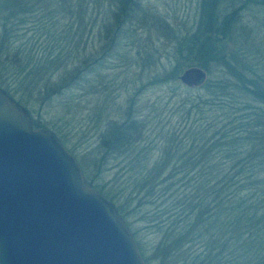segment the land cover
Wrapping results in <instances>:
<instances>
[{"label": "trees", "instance_id": "16d2710c", "mask_svg": "<svg viewBox=\"0 0 264 264\" xmlns=\"http://www.w3.org/2000/svg\"><path fill=\"white\" fill-rule=\"evenodd\" d=\"M99 2L0 0V83L5 76L35 80L31 92H43V99L80 85L96 64L80 50L81 13L93 11ZM209 7V0L201 1L198 29L188 40L177 38L174 57L188 60L192 55V65L216 77L198 94L185 88L182 98L168 108L169 117L176 114L177 125L168 121L160 128L161 147L148 137L149 118L130 104L122 119L107 124L96 146L95 171L102 172V166L115 169L111 179L91 184L90 178L88 183L115 202L124 220L135 217L127 220L129 224L141 222L138 230L155 233L159 252L154 257L162 262L169 256L175 264H264V112L242 98L264 104V76L258 66L262 56H249L243 41L231 49L220 45L217 35L234 33L239 8L214 29L218 16L209 14ZM61 11L68 19L65 44L58 40ZM112 20L121 37L124 19L114 14ZM30 22L33 33L46 43L34 46L36 39L29 37L24 57L17 42L32 29ZM74 25L78 27L72 31ZM165 73L151 81L174 80L177 72L164 77ZM54 77V86L46 84ZM152 148L157 149L153 159ZM108 182L115 184V192L106 190ZM144 262L149 264L145 258Z\"/></svg>", "mask_w": 264, "mask_h": 264}, {"label": "rangeland", "instance_id": "374dc122", "mask_svg": "<svg viewBox=\"0 0 264 264\" xmlns=\"http://www.w3.org/2000/svg\"><path fill=\"white\" fill-rule=\"evenodd\" d=\"M99 1L93 11L89 8L86 13H81L83 25L79 26L80 50H83L82 54L86 60L96 61V64L92 66L94 72L84 76L80 85L43 99V92L37 90L31 92L35 80L33 83H29V80L21 82L18 78L12 79L1 74L5 77L2 80L3 84L0 83L2 85L0 87L5 91H14L8 93L29 111L33 125H38L35 127L49 129L57 135L77 161L86 180L92 179L91 184L109 181L115 170L102 166V172L95 171L99 156V149L96 146L111 120L122 119V114L126 109L129 110L130 104L133 103V111L149 118L147 132L152 144L161 147L160 128L165 129L169 125L168 121L170 125H177L176 114L169 117L168 108L173 102L182 98L185 88L191 95L198 94L203 92L202 86L207 81L216 77L214 72L206 73L205 81L194 87H187L177 79L184 68L193 64L189 59L192 55L186 58L188 60L174 57L175 45L178 46L177 38L186 36L188 38L184 40H188L197 31L202 0H127L125 7L123 2L126 0L121 4L119 0ZM229 1L216 0L213 10L210 2L209 14L218 16L214 29L222 27L221 18H225V15L232 11V7L228 6ZM245 2L247 4L240 6L238 15H235L237 22L234 33L231 32L228 36L217 35V38L219 44L228 49H231L235 43L243 41L249 56H262L258 66L264 76V0ZM31 4L37 6V2ZM35 12L36 9L28 14ZM88 13L95 19L92 21L87 19L92 18L86 15ZM114 14L119 20L125 21L121 37L117 35L118 27L115 20H112ZM58 16H60L57 27L60 32L58 40L59 43L65 44L69 39L65 31V23L68 19L63 11ZM31 24L30 22L28 28L33 27ZM77 27L71 26V30ZM29 37L32 41L36 39L34 46L46 43V41L43 43L42 37L33 33V28L30 29L19 43L17 42L23 46L21 54L24 57H26L23 53L26 52ZM16 48L19 49L18 46ZM175 71L177 73L174 80L151 81L157 75L161 76L166 72L164 77L171 76ZM45 79L38 82V86L45 83ZM50 81L54 82L46 84L54 86L55 77ZM174 85H178L179 88H174ZM7 87L9 90H6ZM242 98L258 109L259 113L264 112L263 103L259 101L253 103L249 96ZM149 154L150 158L151 156L152 159L155 158L157 149L152 148ZM115 187L114 183L108 182L106 190L115 192ZM110 201L116 207L115 202ZM120 215L122 217V214ZM133 218L135 219L129 217L127 220L131 221ZM127 220L124 221L133 235L136 246L138 248L137 241H139L141 250L144 251V258L149 264H175L169 256L163 262L159 257L158 259L154 257L159 252L154 247L157 238L155 233L151 230L140 231L138 229L139 225H142L141 222L135 221L129 224ZM152 245L154 248L151 247ZM138 251L144 262L139 248Z\"/></svg>", "mask_w": 264, "mask_h": 264}, {"label": "water", "instance_id": "95a60500", "mask_svg": "<svg viewBox=\"0 0 264 264\" xmlns=\"http://www.w3.org/2000/svg\"><path fill=\"white\" fill-rule=\"evenodd\" d=\"M177 79L199 86L206 71L188 66ZM0 264H144L115 205L1 87Z\"/></svg>", "mask_w": 264, "mask_h": 264}, {"label": "flooded vegetation", "instance_id": "af4514ba", "mask_svg": "<svg viewBox=\"0 0 264 264\" xmlns=\"http://www.w3.org/2000/svg\"><path fill=\"white\" fill-rule=\"evenodd\" d=\"M210 2H211V6H212V10H213V8L215 7V1L216 0H209ZM246 0H230L229 2H228V6L229 7H232V11L233 10H236V9H238V8H240V6H243V5H246L247 4V2H245ZM250 2V1H249ZM248 2V3H249ZM234 7V8H233ZM237 15H238V13H237Z\"/></svg>", "mask_w": 264, "mask_h": 264}]
</instances>
